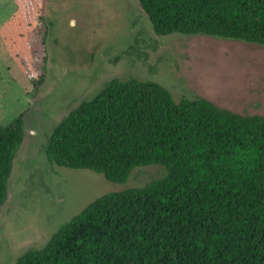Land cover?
Wrapping results in <instances>:
<instances>
[{
	"label": "trees",
	"instance_id": "1",
	"mask_svg": "<svg viewBox=\"0 0 264 264\" xmlns=\"http://www.w3.org/2000/svg\"><path fill=\"white\" fill-rule=\"evenodd\" d=\"M139 1L158 34L264 45V0ZM9 35L10 53L30 80V64L13 55ZM24 136L23 113L0 123V207ZM44 150L50 163L113 182L150 164L165 172L98 197L14 264H264V115L204 97L176 101L153 81L112 79L55 125Z\"/></svg>",
	"mask_w": 264,
	"mask_h": 264
},
{
	"label": "rangeland",
	"instance_id": "2",
	"mask_svg": "<svg viewBox=\"0 0 264 264\" xmlns=\"http://www.w3.org/2000/svg\"><path fill=\"white\" fill-rule=\"evenodd\" d=\"M1 28L6 36L11 30L13 55L25 57L32 73L29 80L18 61L13 69L7 62L16 92L0 106V123L23 113L25 136L0 207V264L43 248L98 197L164 174L160 165L140 166L120 183L48 161L44 143L55 125L112 79L153 81L176 101L204 97L242 115H264V45L205 33L158 34L139 0H0Z\"/></svg>",
	"mask_w": 264,
	"mask_h": 264
},
{
	"label": "crops",
	"instance_id": "3",
	"mask_svg": "<svg viewBox=\"0 0 264 264\" xmlns=\"http://www.w3.org/2000/svg\"><path fill=\"white\" fill-rule=\"evenodd\" d=\"M9 19L4 23L3 28H7ZM4 61L5 64H3ZM7 62L12 69L13 67H16L15 66L17 64L16 60L10 53V50L8 48L5 39L4 31H2L1 28L0 29V106L5 100L9 99L10 96L16 92V87L14 86L11 79L12 71L11 68L7 67Z\"/></svg>",
	"mask_w": 264,
	"mask_h": 264
},
{
	"label": "flooded vegetation",
	"instance_id": "4",
	"mask_svg": "<svg viewBox=\"0 0 264 264\" xmlns=\"http://www.w3.org/2000/svg\"><path fill=\"white\" fill-rule=\"evenodd\" d=\"M140 2V1H139ZM45 144V143H44ZM46 155V154H45Z\"/></svg>",
	"mask_w": 264,
	"mask_h": 264
}]
</instances>
